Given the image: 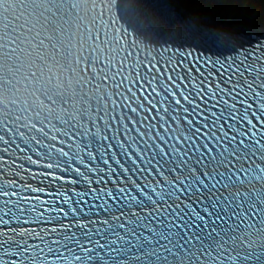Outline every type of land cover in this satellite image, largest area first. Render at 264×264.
Here are the masks:
<instances>
[{
	"label": "snow or ice",
	"instance_id": "snow-or-ice-1",
	"mask_svg": "<svg viewBox=\"0 0 264 264\" xmlns=\"http://www.w3.org/2000/svg\"><path fill=\"white\" fill-rule=\"evenodd\" d=\"M0 264H264V0H0Z\"/></svg>",
	"mask_w": 264,
	"mask_h": 264
}]
</instances>
